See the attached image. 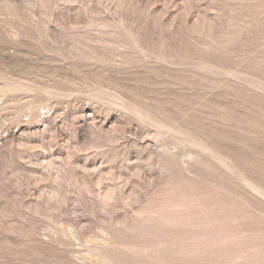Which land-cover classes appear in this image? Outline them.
<instances>
[{
  "label": "rangeland",
  "instance_id": "1",
  "mask_svg": "<svg viewBox=\"0 0 264 264\" xmlns=\"http://www.w3.org/2000/svg\"><path fill=\"white\" fill-rule=\"evenodd\" d=\"M0 264H264V0H0Z\"/></svg>",
  "mask_w": 264,
  "mask_h": 264
},
{
  "label": "bare ground",
  "instance_id": "2",
  "mask_svg": "<svg viewBox=\"0 0 264 264\" xmlns=\"http://www.w3.org/2000/svg\"><path fill=\"white\" fill-rule=\"evenodd\" d=\"M263 194V193H262Z\"/></svg>",
  "mask_w": 264,
  "mask_h": 264
}]
</instances>
